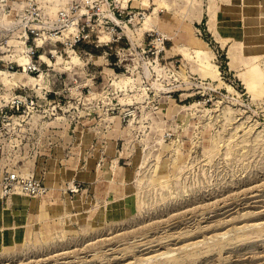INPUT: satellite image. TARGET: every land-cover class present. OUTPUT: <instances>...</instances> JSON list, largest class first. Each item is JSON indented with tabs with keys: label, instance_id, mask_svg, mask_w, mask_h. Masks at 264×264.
Segmentation results:
<instances>
[{
	"label": "rangeland",
	"instance_id": "rangeland-1",
	"mask_svg": "<svg viewBox=\"0 0 264 264\" xmlns=\"http://www.w3.org/2000/svg\"><path fill=\"white\" fill-rule=\"evenodd\" d=\"M124 1L138 16L120 24L119 65L103 48L44 44L52 91L35 117L89 127L106 149L92 183L59 187L58 211L0 230V264H264V0ZM0 27V86L10 65L33 84L17 65L21 28Z\"/></svg>",
	"mask_w": 264,
	"mask_h": 264
},
{
	"label": "built area",
	"instance_id": "built-area-1",
	"mask_svg": "<svg viewBox=\"0 0 264 264\" xmlns=\"http://www.w3.org/2000/svg\"><path fill=\"white\" fill-rule=\"evenodd\" d=\"M127 8L124 0H0V26L7 19L11 25L21 28L22 39L19 41L23 45L22 56H26L27 61L17 65L35 80L28 85L14 79L20 69L10 65L7 76L12 80L8 82L9 86H0V199L16 194L39 197L49 190L40 174L21 171L6 153L7 147L12 145L16 148L14 157H19L18 149L32 136L31 121L39 114V100L48 98L52 91L42 84L47 68L42 66L44 59L41 56L43 54L50 61L55 50L46 52V40H59L63 49L75 52L83 46L89 49V54L103 48V55H114L113 64L119 65L125 58L124 44L128 43L120 24L131 16H138L137 13L130 14ZM126 14L129 18L125 20ZM113 47L117 50L107 51ZM79 86L87 85L76 87ZM52 108H55L54 104ZM79 189V183H67L70 192Z\"/></svg>",
	"mask_w": 264,
	"mask_h": 264
},
{
	"label": "crops",
	"instance_id": "crops-1",
	"mask_svg": "<svg viewBox=\"0 0 264 264\" xmlns=\"http://www.w3.org/2000/svg\"><path fill=\"white\" fill-rule=\"evenodd\" d=\"M29 79L32 78L29 77ZM42 118L36 116L31 121L30 130L32 131V138L36 139L34 142L36 143V149L27 152L28 146L25 145L28 144L22 145V147L27 148L21 151L19 157L14 160L13 165L23 171L22 166L27 164L28 169L23 172L40 174L49 190L39 198L16 194L7 199H0V230L11 226L16 216L27 213L32 208L35 209L37 214H44L48 210L58 211L60 207L55 199L58 198L57 194L60 193L58 191L59 187L64 182H70L69 179L92 183L97 176L94 166L99 168L101 167V161L103 163V154L106 149L102 144L103 134L99 132L92 133V131H88L90 130L89 127L79 129L77 126L74 127L73 133L69 131L61 133L57 128L58 124L56 125V117L53 116L54 119L51 120ZM72 122L76 123L75 121ZM64 155H68L70 158L67 166L59 164L60 157ZM77 155L82 156V158L77 159ZM99 159L100 163L97 164Z\"/></svg>",
	"mask_w": 264,
	"mask_h": 264
},
{
	"label": "bare ground",
	"instance_id": "bare-ground-1",
	"mask_svg": "<svg viewBox=\"0 0 264 264\" xmlns=\"http://www.w3.org/2000/svg\"><path fill=\"white\" fill-rule=\"evenodd\" d=\"M12 23V22H11ZM7 28V27H6ZM23 57V59L25 60L24 62H26L27 61V58H26V56H22ZM41 58L43 59H46V57L42 54V56H41ZM24 62H21L20 61V63H24ZM2 72H4V71H2ZM2 72H0V75H2V74H4V73H2ZM6 73V72H5ZM244 75H245V79H246V81H247V85H248V88L249 89H254L255 87H257V77H256V75L253 73V71H252V69H250V68H248V69H246L245 71H244ZM8 80L9 81H11L12 79H10L9 77H8ZM32 80V79H31ZM27 163H29V161H27ZM23 167V171H27V164L26 165H24V166H22Z\"/></svg>",
	"mask_w": 264,
	"mask_h": 264
}]
</instances>
